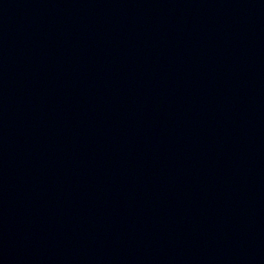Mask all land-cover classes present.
Segmentation results:
<instances>
[{"label": "water", "instance_id": "95a60500", "mask_svg": "<svg viewBox=\"0 0 264 264\" xmlns=\"http://www.w3.org/2000/svg\"><path fill=\"white\" fill-rule=\"evenodd\" d=\"M0 264H264V0H0Z\"/></svg>", "mask_w": 264, "mask_h": 264}]
</instances>
